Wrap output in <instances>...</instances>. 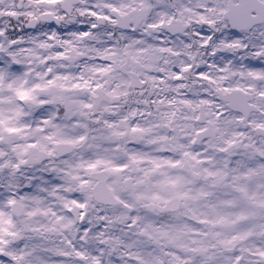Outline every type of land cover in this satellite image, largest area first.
<instances>
[{
	"label": "snow or ice",
	"instance_id": "6c2138e0",
	"mask_svg": "<svg viewBox=\"0 0 264 264\" xmlns=\"http://www.w3.org/2000/svg\"><path fill=\"white\" fill-rule=\"evenodd\" d=\"M0 264H264V0H0Z\"/></svg>",
	"mask_w": 264,
	"mask_h": 264
}]
</instances>
